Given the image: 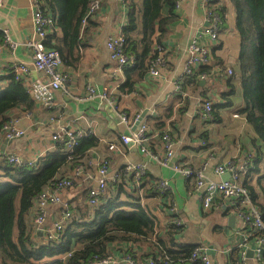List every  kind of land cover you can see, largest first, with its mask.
<instances>
[{"label": "crops", "instance_id": "0c3cea01", "mask_svg": "<svg viewBox=\"0 0 264 264\" xmlns=\"http://www.w3.org/2000/svg\"><path fill=\"white\" fill-rule=\"evenodd\" d=\"M219 2L228 11L219 39L212 49L210 67L213 76L206 75L202 79L195 75L184 80L189 42L207 24L204 0H186L165 25L161 46L167 52L169 61L161 76L147 73L131 93H124L119 89L125 82L124 71L114 72L116 62L110 58L106 44L110 35L121 33L128 11L122 0H103L100 12L91 20L96 25L84 36L86 45L82 49L79 65L77 68L61 65V70L69 77L66 88L56 91L51 107L32 99L35 103L33 109L24 110V106H19L10 110L6 121L18 120L25 134L12 141L1 142L0 151L16 154L24 160L39 159L55 149L57 141L52 139L53 134L63 129L84 130L97 137L100 144L89 151V157L82 164L83 173L75 178L74 185L61 191L62 200L69 208L80 195H84L82 200L86 202L89 189L97 185L100 160L109 161L107 176L111 182L116 181L127 165L143 164V203L156 219V232L164 234L173 216H181L184 225L176 234L177 243L208 246L212 264H264V260L258 261L255 256L253 237L242 228L241 218L228 206L226 208L224 199L218 198L217 205L205 209L203 195L190 179L171 167L153 162L139 147L122 145L120 141V135L130 132L127 126L119 123L118 115L124 112L130 117L141 115L142 122L147 123L155 135L150 145L158 153L163 152L159 133L168 132L171 135L175 143L172 162L186 163L194 169L203 168L204 162H207L204 175L209 180H222V176L215 173L216 165L228 160L243 163L248 156H253L254 131L236 108L243 103L240 91L232 97L233 107L221 108L220 122H215L212 117L208 120L201 117L202 104L206 99L213 103L225 102L221 93L227 89L228 69L233 71L237 68L240 54V35L235 28L231 0ZM33 17L32 0H0V30L4 35L6 30L15 43L14 47L5 44L0 49V80L12 74L17 63L30 64L32 51L26 43L34 35ZM29 77L44 78L45 75L32 69ZM194 79L200 80V83L197 85L192 81ZM21 81L26 85V78ZM180 81H183L181 91L178 89ZM231 82L239 89L238 78ZM88 86L98 93L108 89L110 100L100 96L88 98ZM113 143L117 145V150L109 149ZM74 169L63 176H72ZM119 176L117 183H123L124 188L131 191L135 186L133 177H127L125 172L123 179L122 175ZM162 179H167L169 183L165 193L158 187ZM169 197L177 213L170 212ZM61 208L51 204L47 206L45 226L53 224ZM232 216L235 218L231 219ZM152 241L143 239L136 243L113 244L111 255L125 254L131 248L130 255L134 258H161ZM244 244L247 245L242 255Z\"/></svg>", "mask_w": 264, "mask_h": 264}, {"label": "trees", "instance_id": "16d2710c", "mask_svg": "<svg viewBox=\"0 0 264 264\" xmlns=\"http://www.w3.org/2000/svg\"><path fill=\"white\" fill-rule=\"evenodd\" d=\"M91 1L39 0L41 8L55 19V28L48 33L45 45L59 51L65 66L77 68L86 45L84 36L96 25L91 20L86 26L82 23ZM219 1L210 0V7L220 16L223 28L228 9ZM177 2L126 0L127 22L121 34L125 53L133 64L123 70L125 82L119 88L122 92L131 93L148 73L150 59L158 55L157 46L162 43L165 25L178 10ZM231 7L240 35L238 66L227 77V89L221 93L225 102L213 103L211 117L220 122L221 108L233 107L232 97L240 91L243 103L235 107L255 134L252 165L244 185L264 217V0H231ZM3 41L4 32L0 30V44ZM201 73L213 76L210 66H200L190 77ZM236 78L240 80L239 89L231 82ZM192 81L200 83L198 79ZM0 84H4L0 85V125L10 110L19 106H24V110L34 108L26 85L16 80L13 73L1 78ZM99 144V139L88 133L71 150L64 142H57L55 149L40 156L34 165L0 159V264H90L96 258L111 255L113 244L143 239L153 240L162 259L168 258L175 264L190 261L195 246L177 243L179 227L170 224L164 234L156 232V219L143 203V182L142 193L136 188L128 191L123 183H117L119 175L123 179V169L115 182L109 180L100 205L90 207L82 200L84 195L73 202V215L59 238L48 241L40 234L32 215L38 195L56 178L84 164L89 151ZM257 236L264 238V231ZM126 253L132 255L131 248Z\"/></svg>", "mask_w": 264, "mask_h": 264}, {"label": "built area", "instance_id": "2783aa9c", "mask_svg": "<svg viewBox=\"0 0 264 264\" xmlns=\"http://www.w3.org/2000/svg\"><path fill=\"white\" fill-rule=\"evenodd\" d=\"M125 4L126 0H122ZM186 0H178L176 7L178 10L183 6ZM34 5V35L26 43L32 51V59L30 64L25 62L17 63L13 67V74L16 80L26 78V88L29 95L38 104L45 107H51L54 104L56 91L66 88L69 77L67 73L61 70L63 64L60 53L56 49L47 48L45 41L48 33L55 28V19L49 13H46L40 6L39 0H32ZM103 0H92L88 6L86 14L83 18V25L89 24V21L94 19L100 12ZM206 7V22L207 24L200 28L192 37L187 47V60L184 67V80L196 73V69L200 66H210L212 60V49L219 39L221 32V18L210 7V0H204ZM15 46L7 31L5 30L4 41L2 45ZM107 49L110 58L116 62L114 72L122 73L125 67L130 66L132 61L126 55L125 39L121 33L112 34L107 40ZM159 49L158 55L151 58L149 61L150 76H161L162 69L167 66L169 58L164 47L157 46ZM41 72L45 75L44 78H30L31 70ZM232 69H228V74H232ZM206 74H199V78H205ZM183 81H180L178 89L182 90ZM109 90L105 89L98 93L95 88L88 86V98L100 96L101 98L109 99ZM113 103V101H111ZM213 102L205 100L202 104L201 117L204 120L211 118ZM119 123L125 125L129 129V133L120 135L122 145H134L139 147L140 151L153 162L161 166L171 167L174 171L183 174L187 179H190L196 190L202 193V205L205 209H211L217 205L216 200L222 198L226 201L227 206L233 213H236L242 220V228L245 229L250 236L254 237V252L258 261L264 260V238L257 236L258 233L264 231V217L259 209L254 204L251 194L244 185L245 177L251 167V158L248 156L243 163L235 160H228L220 163L215 167V173L223 176L226 173L230 174L227 181L224 180H209L204 175V167L207 162H204L203 168L194 169L190 165L182 162L174 163V140L168 132L159 133L163 143V152L158 153L151 148L150 141L155 135L151 132L147 123L142 122L141 115L137 114L130 117L124 112L119 113ZM139 122L138 125L136 123ZM25 132L20 128L18 120L5 121L0 125V143L3 141H12L24 136ZM88 132L81 129H63L60 132L53 134L52 139L57 142H64L67 149L71 150L79 143L80 139L86 136ZM110 150H117L115 143L109 145ZM7 158L10 163L20 165H34L38 159L24 160L16 154H4L0 151V159ZM109 161L107 159L100 160L99 175L97 185L91 187L88 191L86 203L90 207H96L102 203V196L105 195L109 187V177L107 176ZM82 165L75 167L72 176H59L38 195L32 209L33 222L36 224L37 230L46 240L57 239L61 236L66 222L73 215V211L64 203L61 197V191L71 188L74 185L75 178L83 173ZM123 171L128 174L127 177H133L135 182L134 188L141 191L143 176L145 174V166L143 164L127 165ZM161 192L169 189L167 179L160 180L158 184ZM170 202V197L167 199ZM61 206V211L58 218L51 226H45L46 223V208L48 205ZM215 204V205H214ZM170 212L177 213L176 207L171 206ZM170 224L176 227H183L184 220L181 216H173ZM244 244L241 247V254L244 255L246 249ZM71 253H68L70 255ZM127 263V264H175L168 258L146 257L144 259H134L129 253L119 256L109 255L105 258L94 259L90 264H109V263ZM212 264L208 246L198 245L192 250L190 261L182 264Z\"/></svg>", "mask_w": 264, "mask_h": 264}, {"label": "water", "instance_id": "95a60500", "mask_svg": "<svg viewBox=\"0 0 264 264\" xmlns=\"http://www.w3.org/2000/svg\"><path fill=\"white\" fill-rule=\"evenodd\" d=\"M142 119H143V118L141 117L140 120H142ZM139 122H140V121H138V122L136 123V125H138ZM229 177H230V174H229V173H226L225 175L222 176V180L227 181V180L229 179ZM233 218H235V216H232V217H231V219H233ZM40 234H41V233H40ZM41 235H42V234H41ZM250 253L252 254L253 251H250ZM109 264H113V263H109Z\"/></svg>", "mask_w": 264, "mask_h": 264}]
</instances>
